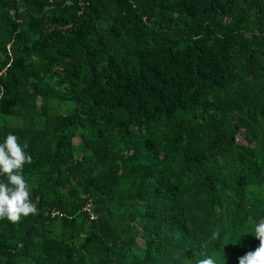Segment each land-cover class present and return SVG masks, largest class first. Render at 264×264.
Listing matches in <instances>:
<instances>
[{"label":"trees","instance_id":"obj_1","mask_svg":"<svg viewBox=\"0 0 264 264\" xmlns=\"http://www.w3.org/2000/svg\"><path fill=\"white\" fill-rule=\"evenodd\" d=\"M8 134L38 214L0 220V264H238L264 219V0H0Z\"/></svg>","mask_w":264,"mask_h":264},{"label":"clouds","instance_id":"obj_2","mask_svg":"<svg viewBox=\"0 0 264 264\" xmlns=\"http://www.w3.org/2000/svg\"><path fill=\"white\" fill-rule=\"evenodd\" d=\"M28 144L21 145L18 138L8 134L0 143V176H6V182H0V220L19 223L22 218L38 214L36 204L30 198V186L24 178L25 164H31L32 156L25 150ZM259 245L238 258V264H264V219L254 225V235ZM219 238V231L212 239ZM197 264H216L209 257L200 259Z\"/></svg>","mask_w":264,"mask_h":264},{"label":"built area","instance_id":"obj_3","mask_svg":"<svg viewBox=\"0 0 264 264\" xmlns=\"http://www.w3.org/2000/svg\"><path fill=\"white\" fill-rule=\"evenodd\" d=\"M80 5H84V2H81ZM91 210H92V201L89 200V202L85 206V211L88 212L91 216Z\"/></svg>","mask_w":264,"mask_h":264}]
</instances>
